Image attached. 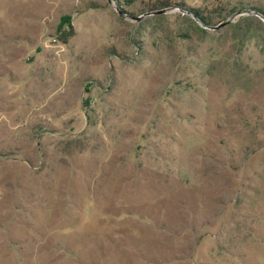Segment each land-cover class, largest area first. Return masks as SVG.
Listing matches in <instances>:
<instances>
[{"label": "rangeland", "instance_id": "1", "mask_svg": "<svg viewBox=\"0 0 264 264\" xmlns=\"http://www.w3.org/2000/svg\"><path fill=\"white\" fill-rule=\"evenodd\" d=\"M154 12L0 0V264H264V0Z\"/></svg>", "mask_w": 264, "mask_h": 264}, {"label": "trees", "instance_id": "2", "mask_svg": "<svg viewBox=\"0 0 264 264\" xmlns=\"http://www.w3.org/2000/svg\"><path fill=\"white\" fill-rule=\"evenodd\" d=\"M117 1L119 3L120 0H117ZM136 1L137 0H122L123 3L129 4V5ZM147 1L150 3V10L159 11V10L168 9L169 7H171L175 0H147ZM196 12L199 13V16L201 15V13L198 10ZM261 13L264 15L263 12ZM200 18L204 25L211 24L208 18L203 17V16H200ZM72 35H73V29L71 28L69 31L63 32L61 37H62V40L66 42L68 38L71 37Z\"/></svg>", "mask_w": 264, "mask_h": 264}, {"label": "water", "instance_id": "3", "mask_svg": "<svg viewBox=\"0 0 264 264\" xmlns=\"http://www.w3.org/2000/svg\"><path fill=\"white\" fill-rule=\"evenodd\" d=\"M168 9H162V10H159V11H155L154 13H158V14H160V13H164V12H166ZM225 23H227V22H225ZM224 23V24H225ZM211 28H216L215 26L214 27H211Z\"/></svg>", "mask_w": 264, "mask_h": 264}]
</instances>
